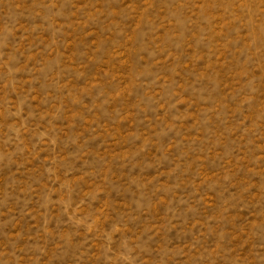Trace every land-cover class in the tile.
Listing matches in <instances>:
<instances>
[{
  "label": "rangeland",
  "instance_id": "374dc122",
  "mask_svg": "<svg viewBox=\"0 0 264 264\" xmlns=\"http://www.w3.org/2000/svg\"><path fill=\"white\" fill-rule=\"evenodd\" d=\"M0 264H264V0H0Z\"/></svg>",
  "mask_w": 264,
  "mask_h": 264
}]
</instances>
